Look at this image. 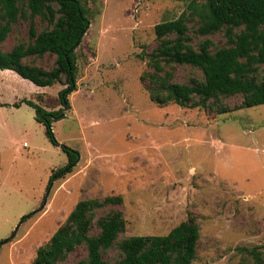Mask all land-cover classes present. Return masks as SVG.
<instances>
[{
  "label": "rangeland",
  "instance_id": "obj_1",
  "mask_svg": "<svg viewBox=\"0 0 264 264\" xmlns=\"http://www.w3.org/2000/svg\"><path fill=\"white\" fill-rule=\"evenodd\" d=\"M80 2L89 28L75 50L70 110L52 124L59 146L48 141L30 106L13 104L24 99L55 110L63 86L36 87L0 70V242L11 238L0 245V264H32L76 203L116 195L125 219L120 239L166 235L193 217L200 236L191 264H255L253 253L264 262V105L225 114L160 107L141 80L157 44L154 26L189 12L190 0ZM188 25L194 46L203 39L226 45L223 32L197 36L195 22ZM34 26L49 28L39 17ZM27 30L19 20L0 49L28 43ZM28 62L49 69L53 58ZM172 73L181 84L202 80L189 66ZM240 101L221 99L230 109ZM61 146L77 152L78 162L48 186L67 163ZM83 257L78 248L63 264ZM103 258L113 264L118 252L112 248Z\"/></svg>",
  "mask_w": 264,
  "mask_h": 264
},
{
  "label": "trees",
  "instance_id": "obj_2",
  "mask_svg": "<svg viewBox=\"0 0 264 264\" xmlns=\"http://www.w3.org/2000/svg\"><path fill=\"white\" fill-rule=\"evenodd\" d=\"M188 10L153 28L157 44L148 54L150 71L141 78L146 81L150 100L160 107L172 103L216 114L264 105V0H190ZM36 17L49 28L37 31ZM19 20L28 23V43L19 42L8 51L0 49V70L10 71L36 87L55 83L63 86L57 94L59 108L55 110L24 99L13 104L30 106L35 121L44 126L48 141L59 146L52 124L64 118L62 112L70 110L68 96L76 89L75 50L89 28V20L80 0H0V45ZM189 21L195 22L197 36L223 32L226 45L215 48L209 39H203L194 46L188 34ZM46 55L53 58L49 69L28 62L30 57L42 59ZM177 65L199 70L202 80H191L189 84L174 82L172 71ZM237 95L241 101L235 108L222 105V98ZM61 148L67 163L53 173L48 186L72 173L78 162L77 152ZM122 203L117 195L76 203L64 223L37 249L32 264H63L78 248L84 249V257L76 264H108L103 254L112 248L119 256L113 264L193 262L200 236L193 217L166 235L120 239L125 229L119 208ZM253 256L255 264H264L257 254Z\"/></svg>",
  "mask_w": 264,
  "mask_h": 264
},
{
  "label": "water",
  "instance_id": "obj_3",
  "mask_svg": "<svg viewBox=\"0 0 264 264\" xmlns=\"http://www.w3.org/2000/svg\"><path fill=\"white\" fill-rule=\"evenodd\" d=\"M62 116L64 115V112H62V114H61ZM13 236H14V234H13ZM13 236H12V238H13Z\"/></svg>",
  "mask_w": 264,
  "mask_h": 264
}]
</instances>
